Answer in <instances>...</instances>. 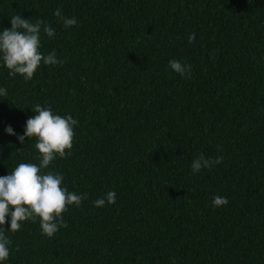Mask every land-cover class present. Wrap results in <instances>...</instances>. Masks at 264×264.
<instances>
[{"label":"trees","instance_id":"1","mask_svg":"<svg viewBox=\"0 0 264 264\" xmlns=\"http://www.w3.org/2000/svg\"><path fill=\"white\" fill-rule=\"evenodd\" d=\"M17 14L51 25L40 51L63 63L25 82L0 59V177L39 166L37 138H17L39 104L78 121L42 173L87 199L52 238L7 217L0 264H264V0H0V32ZM201 154L223 160L193 173Z\"/></svg>","mask_w":264,"mask_h":264},{"label":"clouds","instance_id":"2","mask_svg":"<svg viewBox=\"0 0 264 264\" xmlns=\"http://www.w3.org/2000/svg\"><path fill=\"white\" fill-rule=\"evenodd\" d=\"M59 17L64 26L77 25L75 17L65 18L59 9L54 13ZM11 28H5L0 32V59L9 70L10 76L20 75L25 82L33 79L35 72L44 65H56L63 63L58 60L56 53L47 55L41 53V33L49 38L55 37V31L51 25L42 20L32 23L24 19L20 14L14 15L11 20ZM189 42L195 39V33L189 36ZM169 67L182 77L190 75L191 65H184L178 60L169 61ZM0 96H7V90L0 88ZM36 113L28 118L23 135L18 140L23 145L25 138H37L35 145L40 156V164L20 163L7 176L0 177V225L6 224V218L10 217V231L15 233L21 229V223L25 221H40L42 234L52 238L61 227H67L63 220V213L69 206L79 207L87 194L78 195L61 187L63 176L59 173H42L59 156L61 159L71 154L73 147L74 130L78 123L71 115L62 117L53 114L51 108L41 107L37 104ZM9 135H15L11 126L6 129ZM223 157L214 160L206 159L202 154L194 159L191 164L193 173L202 168H209L214 164H220ZM94 206L102 208L105 203L114 205L116 193L108 192L104 198L95 200ZM229 203L226 197L214 196L213 206L222 207ZM12 241L0 230V262L9 258V246Z\"/></svg>","mask_w":264,"mask_h":264}]
</instances>
